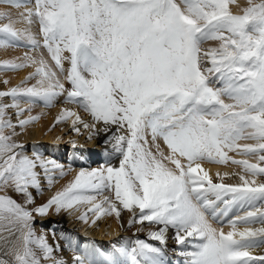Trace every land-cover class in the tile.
Instances as JSON below:
<instances>
[{
    "label": "snow or ice",
    "instance_id": "obj_1",
    "mask_svg": "<svg viewBox=\"0 0 264 264\" xmlns=\"http://www.w3.org/2000/svg\"><path fill=\"white\" fill-rule=\"evenodd\" d=\"M2 2L24 10L16 18L0 11L7 21L0 48L29 51L0 61V69L34 71L0 91V189L24 197L0 195V264H67L55 255L59 243L34 227V213L53 206L57 214L79 212L85 223L127 210L129 226L156 225L148 239L158 244L137 239L101 252L69 241L73 264H168L169 230L183 264H264L251 251L264 245V182L255 179L264 176V0H247L238 14L229 6L235 0ZM62 96L90 121L66 107L56 123L71 118L72 130L82 126L89 139L104 133L119 164L81 168L30 209L29 189L43 191L37 169L49 187L68 173L35 149L29 155L16 129L40 119L20 118L33 105L51 107ZM204 161L230 162L241 172H217L214 182ZM231 175L240 182L225 183Z\"/></svg>",
    "mask_w": 264,
    "mask_h": 264
},
{
    "label": "bare ground",
    "instance_id": "obj_2",
    "mask_svg": "<svg viewBox=\"0 0 264 264\" xmlns=\"http://www.w3.org/2000/svg\"><path fill=\"white\" fill-rule=\"evenodd\" d=\"M229 6L233 13L238 14L241 12L242 8L247 6V0H235V2L231 3ZM23 10V8L17 9L9 4H0V11L11 12L13 14V18H16L17 14ZM21 26L22 25L17 24V27ZM23 48H0V61L6 59L22 58L24 53L29 51L28 48ZM65 67L67 68L68 65L65 64ZM3 71L4 69L0 70V89H3L2 91H7L11 87L19 85L20 82L25 79L23 77H27L30 72L34 71V66L22 68L20 71ZM21 77L22 79L19 81ZM5 80L8 82L4 83ZM34 83L35 80L28 81L29 85ZM67 87H70V85L66 83V88ZM3 102L10 103L11 101L10 98H3ZM21 106H25L24 102H22ZM66 107L80 112L81 116L85 120L90 121L88 114L82 112L77 105L66 103L64 97L62 96L51 107H47L43 103L33 105L31 113L25 112L20 118H25L31 114L38 115L40 119L32 124L27 125L23 131H21L19 128L16 129V131L20 134L17 135L15 139L25 145V150L29 155H31L35 149V151L41 153L46 159H52L54 156H56L54 160L63 164L64 167H67L66 171L71 169L69 177L62 181H56L51 187L48 186L43 176L42 169H37V171L41 172V184L45 183V186L43 185V187L44 189L46 188L45 194L42 193L43 200L40 201L42 204L45 203L56 191L63 188L71 180V178L73 179L81 168H99L100 166H96V162L98 161L101 162L100 165L112 164L114 166H118L119 164L120 157L112 152L110 144L105 145L104 143V140L106 139L104 133H100L99 136H93L91 139H89V131L84 129L82 126H80V133L72 130L71 118L66 121L56 123V116L59 115L62 108ZM9 111L14 113L15 109H10ZM12 119L14 122L16 121V117L14 115ZM98 127H102V125H98ZM5 131L7 132L8 130L6 129ZM113 131H115V128H113ZM66 142H68V144H65ZM240 143H253V141L242 140ZM65 145L70 146L69 153L67 155L68 159L66 160H64L66 156H63V152L66 153L68 150L67 148L64 149ZM229 155L235 157L236 159H249L252 162H255V158L252 156L244 157L238 155L235 152H230ZM202 163L203 166L209 170L214 182L217 179V172H220L221 174L224 172H241V166L232 164L230 162L228 164H216L209 163L207 161ZM255 179L258 183L264 182V176H258ZM224 182L232 184L239 183V176L231 175L229 177H225ZM5 190L7 191V188L0 189V195L7 194ZM104 194L108 195V193ZM81 211H83V208H81ZM79 214L80 213L76 211L71 213L61 211L59 214H57L53 206L49 209L46 215H36L37 218L39 217L38 221L43 228L42 231L48 232L47 238L49 243L54 244L55 242H58L60 245V249L55 253V255L58 258H63L67 264H73V256L76 254L71 250L70 247H68L69 241H71V243L80 250L85 248H95L101 252H110L113 250V246L131 247L133 246L135 240L141 239L137 237L140 235L139 233H136L137 231L135 228L137 224H133L131 226L128 224L129 219L132 218V214L127 210L121 211V216L119 219H117L115 214L111 216L104 215L101 216L100 219L96 221V223H92V219H94V217L91 215L89 216L88 222L85 223L84 221L77 218ZM48 218L50 219L48 220L49 222H45V220ZM216 226L219 227L220 225ZM223 226L225 231L229 230L227 223H225ZM78 227L81 232H83V234L78 233ZM137 227H139V225ZM239 227H260V225L242 224L239 225ZM155 228L156 225L152 230H155ZM53 233H55V237L53 236ZM143 236L144 238H148V235ZM167 236L168 239L166 245L169 244V249L174 252V255L169 257L168 261L174 262V260L183 258L178 255V250H174L176 249V244L173 239L172 230H169ZM78 237H81V239H78ZM78 242H80V244ZM251 251L254 255H264V245L253 248ZM101 259L103 258L101 257Z\"/></svg>",
    "mask_w": 264,
    "mask_h": 264
},
{
    "label": "rangeland",
    "instance_id": "obj_3",
    "mask_svg": "<svg viewBox=\"0 0 264 264\" xmlns=\"http://www.w3.org/2000/svg\"><path fill=\"white\" fill-rule=\"evenodd\" d=\"M1 4V3H0ZM7 4V3H6ZM3 5V4H2ZM5 22H7L6 20H0V23H5ZM207 46V45H206ZM1 70V69H0ZM21 69H18V70H4V71H6V72H12V71H20ZM3 71V72H4ZM23 78H25V77H23ZM21 79H22V77L19 79V81H21ZM19 81H17V82H19ZM16 82V83H17ZM3 89H0V91H2ZM38 104V103H37ZM61 138V137H60ZM65 144H68V142H66ZM65 148H67L68 150L66 151V153L65 152H63V156H67L68 155V153H69V149H70V146H67V145H65L64 146V149ZM56 158V156H54V158H52V159H55ZM75 166H76V164H75ZM67 169V167H65V170ZM71 171V169L70 170H67V173H69V174H67L66 176H63V177H58V179L56 180L57 182L58 181H62V180H64L65 178H67V177H69L70 176V172ZM58 175V174H57ZM72 179V178H71ZM43 185L45 186V183H42L41 184V186H42V189H43V192L42 193H44L45 194V191H46V188L44 189V187H43ZM6 191V190H5ZM29 191H31L32 192V195H33V197L35 198V202H34V204H31V205H27V207H29L30 209L31 208H35V207H37V206H39V205H41L42 204V202H40L41 200H43L42 198H43V194L42 193H37V191L34 189V188H30L29 189ZM7 195H10V196H13V198L14 199H16L18 202H20V203H23L24 202V197H23V195H21V194H18V193H16L11 187H9V188H7ZM36 204V205H35ZM39 216V215H38ZM34 217H35V225H34V227H35V229H36V232H37V234H39L42 230H43V228L41 227V225H40V223H39V221H38V219H39V217L37 218V216H36V214L34 213ZM48 220H50L49 218L47 219V220H45V222H47ZM49 222V221H48ZM139 225V227H137ZM154 226L155 225H151V224H149L148 222H145L143 225H140V224H137L136 225V233H139L140 235H138L137 237H139V238H141V239H145L147 242H149V243H153V244H158L157 242H155V241H152V240H150V239H148V238H144V236L143 235H148V233L150 232V231H152V229L154 228ZM134 229V230H135ZM77 230H79V227L77 228ZM45 231V230H44ZM46 232V231H45ZM46 233H48V232H46ZM168 250H170L169 249V244L168 245H166V251L168 252Z\"/></svg>",
    "mask_w": 264,
    "mask_h": 264
}]
</instances>
